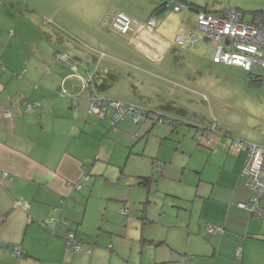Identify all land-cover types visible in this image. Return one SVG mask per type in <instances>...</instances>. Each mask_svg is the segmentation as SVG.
Here are the masks:
<instances>
[{
  "label": "crops",
  "instance_id": "0c3cea01",
  "mask_svg": "<svg viewBox=\"0 0 264 264\" xmlns=\"http://www.w3.org/2000/svg\"><path fill=\"white\" fill-rule=\"evenodd\" d=\"M19 17V13L0 2V173L9 175L4 184L0 182V264L119 263L125 255L116 244L121 243V238L129 239L131 225L128 223L123 231L114 227L117 214L112 212L119 207L120 199L114 201L98 197L94 200L99 183L112 185V179L104 172L106 162H100V145L94 136L104 137L113 128L111 124H100L103 120L92 123L90 104L85 97L76 106L73 104L72 97L80 94L81 87L76 85L72 90V78H65L69 67L55 59L56 64L52 67L48 48L41 54L29 52L26 57L13 50L14 45L20 42L16 38ZM133 26L134 23L131 28L135 31L136 26ZM190 27L181 26L179 30L192 32ZM196 27L197 24L194 29ZM37 43L43 46L41 38ZM198 44L200 41L195 40L194 45ZM156 46L161 48L160 51L167 47L170 49L166 42ZM214 66L240 69L215 64L211 60L209 70ZM199 74L203 75L201 71ZM64 78L70 93L59 96L57 91ZM79 78L82 81L83 78ZM190 93L202 97L204 104L213 103L212 106L206 111L200 107L182 109L174 102L163 104L160 101L156 107L158 111L177 114L189 129H195L191 146L184 148L189 154L187 167L183 169L185 174H189L188 194L185 197L183 192L175 193L187 215V226L179 224L176 244L171 239L167 240L171 252H177L175 257L168 250L166 253L161 251L154 262L146 263L143 245L155 240L149 237L144 225L140 233V225L136 223L134 240L140 234V251L143 253L138 264H177L181 260L179 255L190 258V262L185 264H239L236 262L239 247L244 252L241 264H264V218L237 206L251 202L254 196L242 176L248 151L234 150L232 145L234 141L250 142L264 148V104L249 103L246 111L227 104L221 108L207 93ZM257 93L259 97L264 96V91L262 95ZM32 103H39V106L27 111L25 107ZM167 104L174 109L162 108ZM5 111L13 117H5ZM226 112H230V116ZM199 130L212 132L209 144L208 139L197 138ZM92 140L95 141L90 142ZM162 140L159 139L160 143ZM163 150L161 143L159 152L153 156L164 162L165 170L174 163L175 156L167 152L163 157ZM129 156L132 152L126 163L131 160ZM143 177L146 176L139 173L137 178ZM141 180L136 185L141 186ZM78 183L82 187L75 190ZM108 201H113L114 205L110 207ZM19 202L24 205L17 206ZM261 206L264 209V199ZM210 224L223 228L224 232L210 234L206 229ZM70 230L76 232L77 239L90 254H73L66 250L65 236ZM165 243L161 240L156 246ZM13 247L21 248L25 255L20 259L14 258L11 254Z\"/></svg>",
  "mask_w": 264,
  "mask_h": 264
},
{
  "label": "rangeland",
  "instance_id": "374dc122",
  "mask_svg": "<svg viewBox=\"0 0 264 264\" xmlns=\"http://www.w3.org/2000/svg\"><path fill=\"white\" fill-rule=\"evenodd\" d=\"M12 1L24 14V16L20 15L21 17L16 21L18 23L16 38L22 43L14 45L13 50L18 55L26 57L29 52L41 54L48 48L52 67L57 62L56 51H61L70 57L77 56L82 60L78 64V69L79 74L83 76L86 74V66L91 72L99 69L114 70L119 77L118 81L109 90L101 93L102 97L107 100L120 101L146 110H156L160 101L163 104L174 102L182 109L200 107L205 111L209 110L213 103L204 104L202 97L190 93L199 91L214 97L221 108L227 104L233 105L235 109L246 111L249 103L264 104V96L259 97L257 93L264 91V79L262 85L257 87L250 83L249 73L244 69L233 70L214 66L211 71L209 70L215 52L211 43L201 40L194 49L188 44L187 47L176 45L178 38L185 36V33L179 30L181 26H191L192 32L199 36L197 29H194L197 13L188 8L176 13L170 6L162 13L154 14L156 8L169 0ZM184 1L199 7H207L213 12H221L225 9L243 11L246 22L253 20L252 12L264 11V0ZM0 2L6 4L11 1L0 0ZM119 12H125L133 20L138 21H134L133 28L136 26V30L132 29L128 36L115 32L111 28L110 21H106L107 16L112 18ZM151 18L155 19L157 24V30L153 34H149L146 27ZM45 34L51 36L52 40L49 41ZM40 38L43 46H38L37 42ZM150 39L151 42H149ZM152 42L156 44L151 45ZM164 42L170 44V49L167 47L160 51L161 48L156 45ZM23 43H26V46ZM198 71H201L203 75H200ZM86 102L89 101L86 100ZM89 114L93 124L99 122L97 116L90 112V106ZM225 114L230 116V112ZM166 115L171 120L179 117L171 112ZM110 118L111 113L100 124L108 126L111 124ZM247 118L252 119L251 115H247ZM178 119L183 120V118ZM123 125L126 127L123 128ZM138 128H140L138 125L128 120L120 123L117 130L110 129L104 137L94 136L100 145L98 151L101 156L100 162H106L104 171L106 177L112 179L110 182L112 185L104 182L97 185L98 193L95 194L97 198L94 200H98V197H107L114 201L120 199L119 207H115L112 212V214H117L114 227L123 231L129 223L132 228L129 239L125 241L121 238L119 239L121 243L116 244L122 249V255H125L123 260L118 261L122 264H138L143 254L140 251L142 246L140 234L139 238L134 240L137 230L134 226L136 223H139L141 233L145 222L144 227L149 237L155 240L153 243L143 245L145 247L143 260L148 263L149 261L154 262L161 251L164 253L167 250L172 251L169 239L176 244L180 225L185 226L188 220L175 193L183 192L185 197L188 194L190 179L189 174H185L183 169L187 167L189 154L184 151V148L191 146V137L195 129L182 125L172 131L170 126L158 123L153 126L151 133L153 135L149 138L150 133L147 135L144 130L138 131ZM141 133L144 134L140 137ZM244 134H246L245 131ZM160 138H163L161 141L164 148L162 156L166 157L167 152H172L175 156L174 163L168 165L169 168L165 170L156 169V165L164 164L158 160L160 159L158 156L155 157L160 150ZM197 138L201 139V135L198 134ZM245 144L246 146L252 145L250 142H245ZM182 145L183 147L176 151ZM130 152H132V156H129L131 160L126 163ZM139 173L142 176L152 177L149 187L136 185L139 182L137 178ZM123 199L127 200V204ZM108 202L110 207L114 205L113 201ZM144 206L152 223L140 219L141 209ZM125 207L129 210L127 220L119 216V210ZM161 240L167 243L157 247L156 244ZM170 254L175 257L177 252ZM179 257L181 260L177 264L190 262L188 256L186 258L179 255Z\"/></svg>",
  "mask_w": 264,
  "mask_h": 264
},
{
  "label": "built area",
  "instance_id": "2783aa9c",
  "mask_svg": "<svg viewBox=\"0 0 264 264\" xmlns=\"http://www.w3.org/2000/svg\"><path fill=\"white\" fill-rule=\"evenodd\" d=\"M181 5L175 4L174 11L179 12ZM198 30L205 35V39L211 41L215 46L216 52L213 58L215 64H225L244 69L248 72L259 71L264 76V17L257 18L251 22H246L244 16L240 12L232 11L227 13H212L202 11L197 17ZM132 20L126 15L119 13L113 20V27L126 34L131 30ZM147 30L152 33L155 29V22L150 21ZM185 38L179 37L180 45L185 43ZM61 61H67L65 57H59ZM76 70L75 67H73ZM63 85V84H62ZM34 106L29 105L27 110H32ZM110 108H113V122L118 119H124L126 116H132L134 122L142 117V110L135 106L126 107L123 103H105L102 100L93 99L90 105V111L97 114L100 118L106 116ZM5 117H13L9 111L3 112ZM211 142V136L207 143ZM233 148L241 149L243 144L236 141ZM250 159L246 162L242 176L246 180V186L253 191L254 196L250 203H239L238 208L250 212L252 215L264 218V209L261 201L264 199V148L251 145L249 146ZM9 175L0 173V182L5 183ZM80 184L75 185V189H80ZM19 202L17 206H23ZM127 211L123 210L122 214L126 215ZM216 229L209 228V232L213 233ZM73 240V235L70 236ZM75 242V241H74ZM72 249L76 252H82V246L73 243ZM15 254H21V249L17 248ZM243 257V249L237 252V258L240 261Z\"/></svg>",
  "mask_w": 264,
  "mask_h": 264
},
{
  "label": "trees",
  "instance_id": "16d2710c",
  "mask_svg": "<svg viewBox=\"0 0 264 264\" xmlns=\"http://www.w3.org/2000/svg\"><path fill=\"white\" fill-rule=\"evenodd\" d=\"M5 4V3H4ZM175 4H178V5H181L182 6V9L179 11V12H181L183 9H186V8H188V9H190V10H192V11H195L196 13H197V17H198V14L200 13V12H202V11H205V12H212V13H227V12H232V11H236V12H240L243 16H244V19H245V12H243V11H239V10H232V9H225V10H223V11H221V12H213V11H211V10H209L207 7H199V6H197V5H195V4H191V3H188V2H186V1H184V0H169V1H167L166 3H164V4H162V5H160L158 8H156V10H154V14H160V13H162V11H164L165 9H167L168 7H172L173 8V11H174V5ZM5 6H7L8 8H10L11 10H14V11H16L17 13H19V15H21V16H24V14H23V12L21 11V10H19V8L17 7V4L16 3H14V2H11L10 4H5ZM175 12V11H174ZM179 12H176V13H179ZM119 13H122V14H124V15H126L127 17H129L126 13H124V12H119ZM119 13H117V14H119ZM116 14V15H117ZM252 14H253V20H255V19H257V18H262V17H264V11H261V10H257V11H254V12H252ZM116 15H114V17H112V18H109V16H107V18H106V21H110V23H111V28L115 31V32H117V33H119V34H121L122 36H128V34H130V31H132V28H131V30L129 31V32H127L126 34H123V33H121V32H119V31H117L114 27H113V20H114V18H115V16ZM108 18H109V20H108ZM131 20H132V22L134 23V20L131 18V17H129ZM252 20V21H253ZM150 21H154L155 22V29H154V31L152 32V33H150V34H153L156 30H157V24H156V21H155V19H153V18H151L148 22H147V24L150 22ZM146 24V25H147ZM196 24H197V27H196V29H197V31H198V34H199V36H197V35H195L193 32H185V31H183L182 30V32L183 33H185V36H184V38H185V43L184 44H182V45H180L177 41H176V45L177 46H179V47H187V44L192 48V49H194L195 48V45H194V41L195 40H199V41H208V40H206L205 39V35L203 34V33H201L199 30H198V22H197V20H196ZM148 32V31H147ZM197 33V32H196ZM45 36L47 37V38H49V39H52V37L51 36H49L48 34H45ZM192 38H194L193 40H191ZM190 40V41H189ZM209 42V41H208ZM209 43H211L212 44V46L214 47V49H215V46L213 45V43L210 41ZM194 47V48H193ZM215 52H216V49H215ZM56 56H57V61H61V59L59 58V57H61V56H63V57H65L66 58V60L67 61H61V64L62 65H64L65 67L67 66V67H69L67 70H68V75L65 77V78H68L69 79V77L70 78H72V80L70 79V84L72 85V90L76 87V85H77V83H79V85H80V87H81V92H80V94L79 95H77V96H73L72 98H73V101H74V105L76 106L78 103H79V101L81 100V99H84V97H85V99H87L88 101H89V104L91 105V103H92V101H93V99H99V100H102V102H103V104H105V103H115V102H119V103H123V102H120V101H114V100H107L106 98H103L102 97V95H101V93L102 92H105V91H107V90H109L111 87H113V85L118 81V79H119V77H118V75L116 74V72L114 71V70H109V69H107L106 71H105V69H99V70H96L95 72H91L90 70H89V68L86 66V70H85V72H86V74L83 76V75H81V74H79V71H77V70H79L78 69V64L82 61L80 58H78V57H76V56H73V57H70L69 55H65V54H63L61 51H56ZM94 60H96L97 61V59H96V57H94ZM214 63V62H213ZM73 67H75L76 68V70H74V68ZM249 73V76H250V83L252 84V85H254V86H261L262 85V83H263V79H264V76L261 74V72H259V71H253V72H248ZM79 77H81V78H83L82 79V81H81V79L79 78ZM65 78H64V80H63V85L61 86V88L60 89H58V91H57V95H59V96H68L69 95V93H70V91H68L67 89H66V80H65ZM77 78H79V80L80 81H78L77 80ZM123 104H125L126 105V107H130V106H135V105H128V104H126V103H123ZM30 105H33L34 107L32 108V110L33 109H36L38 106H39V103H32V104H30ZM29 105H27L26 107H25V109L27 110V107H28ZM136 108H139V109H141L142 110V118L141 119H139L137 122H134V120H133V117L130 115V116H126V118H124V119H118L117 120V122H113V113L115 112V110L113 109V108H110L109 110H108V112L106 113V116L105 117H103V118H100L97 114H94V113H92L91 111V113L92 114H94L95 116H97V118L99 119V120H105L106 118H107V116H108V114L109 113H111V126H112V128L113 129H115V130H117V125L120 123V122H126V121H128V120H130L133 124H135V125H138V127H140V128H138V130H140V131H142V130H144L145 132H146V134H149V132L153 129V126H155L156 124H158V123H163V124H166L167 126H170L171 128H172V131H175V129L177 128V126H182V125H184V126H186L187 127V124H185L182 120H179L178 118H176V119H174V120H171L166 114H167V112L166 111H164V112H161V111H158V108H156V110H154V109H149V110H146L145 108H140V107H137V106H135ZM162 108H165V109H167V110H170V109H172L173 107H172V105L171 104H167L166 106H162ZM174 109V108H173ZM27 111H29V110H27ZM31 111V110H30ZM141 125V126H140ZM201 129H203V128H201ZM199 131H201L200 132V135H201V138L203 139V137H204V139L206 138V139H209V137L212 135V132H203L202 130H199ZM210 131V130H209ZM214 131V130H213ZM208 141V140H207ZM234 142H236V141H234ZM233 142V143H234ZM241 144H243V148H241V149H236V148H233L234 150H237V151H240V150H243V149H247V151H248V158H247V160H246V162L250 159V151H249V146H251V145H248V146H246V144L244 143V142H241ZM233 145V144H232ZM260 147V146H259ZM154 160V159H153ZM156 161H157V159H156ZM246 162H245V164H246ZM245 164H244V166H245ZM244 168V167H243ZM156 169H161V170H163L164 169V164H158V165H156ZM86 177V176H85ZM86 180H89V177H86L85 178ZM139 179H142L141 180V182L139 183V185H141V186H143V187H149L150 186V184H151V181H152V177H143V178H139ZM78 184H80V183H78ZM80 186H81V184H80ZM82 187V186H81ZM81 187H80V189H81ZM80 189H78V190H80ZM75 190H77V189H75ZM250 203V202H249ZM144 204H146V203H144ZM147 204H148V202H147ZM123 210H126L127 211V213H126V215L125 214H122V211ZM128 215H129V210H128V208L127 207H125V208H123V209H120L119 210V216H120V218H122L123 220H127V218H128ZM140 219H142V220H144V221H150L151 223H152V220L149 218V216H148V214H147V209L145 208V206L141 209V214H140ZM67 224H68V222H66ZM143 225H145V222L143 223ZM215 228L216 230L213 232V233H211V232H209V228ZM207 231L210 233V234H214V233H223L224 232V229L223 228H221V227H219V226H214V225H212V224H210V225H208L207 226ZM71 235H73V240H70V236ZM65 241H66V250L67 251H69V252H71V253H73V254H90L89 253V251H86L85 250V245L81 242V241H79L78 239H77V236H76V232L75 231H73V230H70L68 233H67V235L65 236ZM77 243V244H79V245H81L82 246V252H76V251H74L73 249H72V245H73V243H75V242ZM17 248H19V247H13L12 248V250H11V254H12V256L14 257V258H16V259H20V258H22L25 254H24V251L21 249V254H19V255H16L15 254V250L17 249ZM240 248H242V247H239L238 248V250L240 249ZM243 249V248H242ZM238 250H237V252H238ZM237 252H236V262L237 263H239V264H241L242 263V260H243V257H242V259L239 261L238 260V258H237ZM244 253V252H243Z\"/></svg>",
  "mask_w": 264,
  "mask_h": 264
}]
</instances>
